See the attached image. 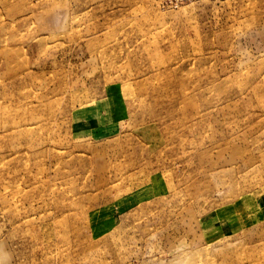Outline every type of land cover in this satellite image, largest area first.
Listing matches in <instances>:
<instances>
[{"label": "rangeland", "instance_id": "obj_1", "mask_svg": "<svg viewBox=\"0 0 264 264\" xmlns=\"http://www.w3.org/2000/svg\"><path fill=\"white\" fill-rule=\"evenodd\" d=\"M0 264H264V0H0Z\"/></svg>", "mask_w": 264, "mask_h": 264}, {"label": "built area", "instance_id": "obj_2", "mask_svg": "<svg viewBox=\"0 0 264 264\" xmlns=\"http://www.w3.org/2000/svg\"><path fill=\"white\" fill-rule=\"evenodd\" d=\"M172 4H174L175 6H177L178 5V2L180 1V0H169ZM183 1V0H182Z\"/></svg>", "mask_w": 264, "mask_h": 264}]
</instances>
